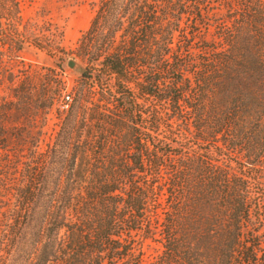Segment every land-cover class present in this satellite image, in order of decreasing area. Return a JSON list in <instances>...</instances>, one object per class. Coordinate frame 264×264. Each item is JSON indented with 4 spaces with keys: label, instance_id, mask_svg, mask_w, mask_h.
<instances>
[{
    "label": "trees",
    "instance_id": "obj_1",
    "mask_svg": "<svg viewBox=\"0 0 264 264\" xmlns=\"http://www.w3.org/2000/svg\"><path fill=\"white\" fill-rule=\"evenodd\" d=\"M61 1L93 12L82 88L60 110L55 76L7 77L0 264H264V0ZM0 47V78L25 49L66 60L21 0H0Z\"/></svg>",
    "mask_w": 264,
    "mask_h": 264
},
{
    "label": "rangeland",
    "instance_id": "obj_2",
    "mask_svg": "<svg viewBox=\"0 0 264 264\" xmlns=\"http://www.w3.org/2000/svg\"><path fill=\"white\" fill-rule=\"evenodd\" d=\"M92 14L90 6L86 3L66 5L61 0H21V21L26 23L27 31L35 30L39 35L49 34L50 40L52 39L54 45L56 44L62 50L66 60L61 63V68H58L56 63L59 61L56 57L38 52L34 48L32 50L25 49L11 59L4 56L6 70L1 72L0 104L8 103L14 99L11 89L15 84L8 80L12 77L11 73L17 75L13 82L17 81L18 77L29 74V77L34 81L33 84H36L38 88L49 76H55L60 80L61 90L55 107L60 110L67 109L74 99L72 87L82 88L78 76L80 73L69 68L67 60L74 59L78 65H81L75 51L81 34L89 26ZM36 51L38 54L34 53ZM9 115H11L10 120L3 125L6 133L21 125V122L14 120L13 110L9 111ZM57 117L55 109L47 114L39 144L42 149L55 141V134L61 124ZM6 144L11 147L15 143L7 140ZM0 157H3L2 150H0Z\"/></svg>",
    "mask_w": 264,
    "mask_h": 264
},
{
    "label": "water",
    "instance_id": "obj_3",
    "mask_svg": "<svg viewBox=\"0 0 264 264\" xmlns=\"http://www.w3.org/2000/svg\"><path fill=\"white\" fill-rule=\"evenodd\" d=\"M67 66L71 69H75L77 72L82 73L83 67L81 65H78L74 59H68L67 60Z\"/></svg>",
    "mask_w": 264,
    "mask_h": 264
},
{
    "label": "built area",
    "instance_id": "obj_4",
    "mask_svg": "<svg viewBox=\"0 0 264 264\" xmlns=\"http://www.w3.org/2000/svg\"><path fill=\"white\" fill-rule=\"evenodd\" d=\"M67 98H69V96H67Z\"/></svg>",
    "mask_w": 264,
    "mask_h": 264
}]
</instances>
